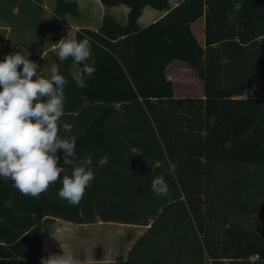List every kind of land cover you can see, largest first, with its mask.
<instances>
[{"label": "trees", "instance_id": "16d2710c", "mask_svg": "<svg viewBox=\"0 0 264 264\" xmlns=\"http://www.w3.org/2000/svg\"><path fill=\"white\" fill-rule=\"evenodd\" d=\"M15 1L7 5L13 8ZM54 1L56 21L79 15L76 2ZM100 1L107 8L127 6L126 25L106 15L98 31L77 33V41L90 38L95 60L86 88L76 86L71 58L60 74L69 81L64 115L86 103H102L139 104L149 117L146 139L111 129V110L73 136L77 165L93 151L114 158L128 154L142 165L130 189H124L129 205L105 201V221L139 224L141 219L148 227L124 264H264V230L234 221L264 215V98L245 97L264 80V0H184L147 27L138 23L144 8L164 11L169 0ZM236 3L243 7L230 20ZM201 18L205 46L192 29ZM173 62L197 72L205 99L175 96L167 75ZM76 65L81 75L83 64ZM57 155L58 166L71 173L63 151ZM157 176L165 178L167 197L151 191ZM52 194L50 186L38 199L23 196L11 180L0 179V264H40L47 216L88 223L79 206Z\"/></svg>", "mask_w": 264, "mask_h": 264}, {"label": "clouds", "instance_id": "9594fccd", "mask_svg": "<svg viewBox=\"0 0 264 264\" xmlns=\"http://www.w3.org/2000/svg\"><path fill=\"white\" fill-rule=\"evenodd\" d=\"M242 7V3H236L229 19H234L233 13ZM56 45L59 63L51 66L50 78H44L38 64L18 52L0 60V179L11 180L21 195L37 199L59 181L62 187L57 195L76 206L95 176L90 158L75 164L76 138L62 139L58 135V121L64 115V88L69 83L60 74V67L69 58L83 64L82 74L73 76L76 86L83 89L94 76L95 60L89 37L77 41L68 35ZM58 150L63 151V163L71 167V175L67 174L69 167L58 166ZM151 191L157 197L168 196L163 176L152 179ZM40 264L80 261L71 253H49Z\"/></svg>", "mask_w": 264, "mask_h": 264}, {"label": "rangeland", "instance_id": "374dc122", "mask_svg": "<svg viewBox=\"0 0 264 264\" xmlns=\"http://www.w3.org/2000/svg\"><path fill=\"white\" fill-rule=\"evenodd\" d=\"M9 1L8 4L15 0ZM79 1L82 2V0ZM29 2L28 0H17L16 8L20 9ZM120 7L127 8L126 6ZM6 8L7 4H0V14L3 19L11 18L12 15L9 11L11 8ZM117 15L120 17V12ZM2 24L3 21L0 19V25ZM0 60L3 59L0 57ZM190 78L197 79L194 75H191ZM181 87L178 88V91L181 90ZM191 89L189 88L193 91V95L198 94L199 86L196 82H192ZM245 97L264 98V80L252 86L246 92ZM105 110L112 111L111 129L119 131V133L122 130H128L130 135L145 139L151 135L147 126L149 117L141 105L120 106L102 103H86L81 105L75 112L63 115L58 121V133H62L67 137L78 136ZM117 152L118 154L121 152L119 148H117ZM88 158L92 160L90 167L94 172L95 179L86 189L83 199L76 205L80 207L85 217L84 221L88 223L79 224L63 218L47 216L44 221L42 258H46L49 253L63 254L65 252L74 255L80 261V264H124L129 250L148 227L143 225L145 220L141 219H139V224L105 221V217L109 213V208L105 207V201L110 200L116 204L118 203V205H127L130 196L124 189L131 187L132 180L136 176L135 172L139 171L142 165L132 160L128 154L114 158L109 153L93 151L81 161ZM170 168L175 169V166ZM68 175H71V173H68ZM61 187L62 184L59 182L51 186L52 196H56L59 200L68 204L67 201L62 200L57 195ZM234 221L247 229L264 230V215L249 218L240 217L235 218ZM206 264L211 263L206 261Z\"/></svg>", "mask_w": 264, "mask_h": 264}, {"label": "crops", "instance_id": "0c3cea01", "mask_svg": "<svg viewBox=\"0 0 264 264\" xmlns=\"http://www.w3.org/2000/svg\"><path fill=\"white\" fill-rule=\"evenodd\" d=\"M48 1V2H47ZM78 4L79 15H67L59 21L55 20V1L43 0L42 6H37L32 2L22 6L20 9L10 6L11 18L3 19L0 25L2 37L0 38V57L18 52L25 58L38 64V71H42L44 78H50V69L57 60L58 47L56 43L66 38L76 39L77 33L83 29L98 31L102 26L106 15L111 16L122 25H126L130 9L127 7H105L100 0H69ZM184 0H169V9L160 11L151 7L143 10L138 23L141 27H147L163 19L171 10L176 8ZM9 0H0V4H8ZM16 3V2H15ZM124 6V5H121ZM8 5L6 9H9ZM9 12V13H10ZM120 12L122 17H118ZM205 18H201L192 25L193 32L202 46H205ZM22 67V66H21ZM73 75H80L81 69L72 64ZM167 75L175 86V96L177 98H198L205 99L203 81L197 72L181 62H173L167 70ZM194 75L195 78H190ZM192 82L199 86V92L193 95L191 91ZM179 85V86H178ZM181 87V92L178 88ZM189 88L191 90H189ZM180 93V94H178Z\"/></svg>", "mask_w": 264, "mask_h": 264}, {"label": "built area", "instance_id": "2783aa9c", "mask_svg": "<svg viewBox=\"0 0 264 264\" xmlns=\"http://www.w3.org/2000/svg\"><path fill=\"white\" fill-rule=\"evenodd\" d=\"M257 258H258V256L254 257L253 259H257Z\"/></svg>", "mask_w": 264, "mask_h": 264}]
</instances>
